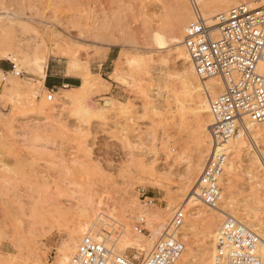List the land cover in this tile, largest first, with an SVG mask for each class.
I'll return each mask as SVG.
<instances>
[{
  "label": "rangeland",
  "instance_id": "1",
  "mask_svg": "<svg viewBox=\"0 0 264 264\" xmlns=\"http://www.w3.org/2000/svg\"><path fill=\"white\" fill-rule=\"evenodd\" d=\"M210 1L0 0V264H70L85 235L104 238L112 256L150 252L211 152L197 149L211 124L200 103L202 82L218 78L199 80L180 56L184 28L196 10L209 17ZM49 74L101 91L57 89L49 102ZM256 131L232 138L216 208L184 207L183 264H212L220 210L264 239V126Z\"/></svg>",
  "mask_w": 264,
  "mask_h": 264
},
{
  "label": "built area",
  "instance_id": "2",
  "mask_svg": "<svg viewBox=\"0 0 264 264\" xmlns=\"http://www.w3.org/2000/svg\"><path fill=\"white\" fill-rule=\"evenodd\" d=\"M194 12L195 21L186 26L183 37L189 63L199 79L218 78L222 86L209 105L211 152L197 179L200 202L216 208L222 198L227 143L245 121L264 125V75L257 69L264 60V0L256 10L237 4L211 20ZM47 92L50 102L55 92ZM184 220V208L180 207L164 236L143 258L138 253L112 256L103 240L85 235L71 256V264H177L184 252L178 234ZM135 231L141 233L142 229L136 226ZM260 241L253 230L227 217L216 232L212 264H264V256L258 252Z\"/></svg>",
  "mask_w": 264,
  "mask_h": 264
},
{
  "label": "bare ground",
  "instance_id": "3",
  "mask_svg": "<svg viewBox=\"0 0 264 264\" xmlns=\"http://www.w3.org/2000/svg\"><path fill=\"white\" fill-rule=\"evenodd\" d=\"M257 1H259V0H243L242 1V3L243 4H246L247 6H248V8H249V10H256L257 8H259V5H256V2ZM262 1V0H261ZM260 1V2H261ZM232 3V2H231ZM241 3V2H240ZM237 4H239V2H234V3H232V4H230L227 0H212V1H210V2H208L206 5H205V7H204V12L205 13H207V14H209V17H207L206 19H213L214 17H216V16H218V15H220V14H222V13H225V12H227L231 7H233V6H235V5H237ZM258 4V3H257ZM183 11H184V9H183V5L182 4H179V5H177V7L175 8V13H174V15L175 16H183L184 17V13H183ZM197 13L200 15V17H202L201 16V14H200V12H198V10H197ZM194 16H195V12H194ZM195 21V17H194V20H192L191 22H194ZM190 22V23H191ZM190 23H188V24H190ZM187 24V25H188ZM174 28V27H173ZM186 28V27H185ZM185 28H184V30H185ZM178 29H181V26H178ZM173 34V33H172ZM176 39V38H175ZM174 39V40H175ZM183 39V38H182ZM174 43V42H173ZM175 43H176V41H175ZM181 43V42H180ZM179 43V44H180ZM181 50V52L182 51H184V50H182V49H180ZM183 53V52H182ZM182 53H180V56H182V58L184 59V60H187V62H189V59H188V56L186 55V53H185V55L184 54H182ZM2 56H6V54H3ZM7 58L6 59H9V60H11L12 62H14V68H15V70H16V62H17V60L14 58V57H9V56H6ZM47 58V57H46ZM43 60V59H42ZM44 61V60H43ZM35 65L37 66V68H38V70H39V72L40 73H43L44 72V69H45V64L42 62V61H39V60H35ZM76 68L77 67H75V66H71L70 67V70L71 71H73L72 73V76H78V71H76ZM79 68V67H78ZM257 69H258V72L260 73V74H262V75H264V60L263 61H261L259 64H258V67H257ZM78 70V69H77ZM190 71H192V70H190ZM17 74H18V76H20V72H17ZM195 74V73H194ZM196 76V75H195ZM194 75H192V77L194 78V79H196V77H195ZM86 77H88V76H86ZM198 78V77H197ZM199 79V78H198ZM213 79V78H212ZM197 80V79H196ZM200 80V79H199ZM202 81V80H201ZM202 84H203V86H204V88H203V92L206 94V98H207V102H204V101H201V107H200V109L203 111V112H205V113H209L210 111H209V106H208V104L210 103V100H209V97H210V94H211V92H213V88L214 87H219L220 89H222V86H221V82L219 81V79H217V81H214V83H205V82H202ZM9 85H10V87L11 88H13V89H15V90H20L21 89V86L20 85H18L17 83L16 84H10L9 83ZM99 83H97V82H94L93 80H91V79H89V78H85V79H83V81H82V83L80 84V86H78L77 88H73L75 91H78L79 93H80V97H85V96H88L89 94H91V93H93V92H95L97 89H100L99 88ZM8 87V86H7ZM103 87V86H102ZM9 88V87H8ZM72 89V90H73ZM100 91H101V89H100ZM99 91V92H100ZM221 92V91H220ZM77 99H79V97L78 96H76V95H68V96H66L65 97V101L66 102H76V100ZM83 99H85V98H83ZM87 99V98H86ZM81 100V99H80ZM84 113V112H83ZM85 115V114H84ZM211 125V124H210ZM259 126H264V125H254V124H252V123H250V122H248V121H245L244 122V124L243 125H241L240 127H239V129H238V132H237V135H236V137H234V139L235 138H239L240 136H242L243 134H245V135H257V131H256V128L257 127H259ZM204 130V129H203ZM207 130V129H206ZM209 134V133H208ZM210 137H209V135L207 136V135H205V136H200V138H199V143H198V153H199V155H202L205 151L206 152H209L210 151V149H211V141H210V139H209ZM233 139H231V140H229V142L227 143V145H226V148L227 149H229V151H228V154H229V152H231V150L235 147V145H237L238 143H235V142H233L232 141ZM236 140V139H235ZM240 143H242V141L240 142ZM259 160V159H258ZM260 162H261V165L263 166L264 165V160H260ZM226 166V165H225ZM264 167V166H263ZM195 175H196V170L194 169H192V173H190L189 172V176H191V178H192V176H194L195 177ZM188 176V177H189ZM191 178H189L188 180L189 181H191ZM197 185V183L195 184V186ZM194 189H195V187L192 189V191H191V193L188 195V197L186 198V201H185V204H184V206H183V208L185 207V206H187L188 204H191L189 207L190 208H195V207H198V204L200 203V200H199V198L197 197V195H198V190H197V187H196V191L194 192ZM225 201H226V199H225ZM225 201H223L222 202V206L225 208L226 206L224 205V204H227V206L228 205H230L231 206V204L229 203V202H225ZM230 208V207H229ZM225 209H227V208H225ZM220 213L222 214L221 216H224V217H231V218H233L232 216H230L229 214H227V213H225L224 211H221L220 210ZM243 224H245L246 225V223L245 222H242ZM93 228V227H92ZM165 229L166 228H164L163 230H162V232L160 233V235H159V237H158V239L160 238V237H162V236H164V231H165ZM181 229V228H180ZM92 231H93V229H92ZM100 235V234H99ZM214 236V235H213ZM100 237H102L103 238V236H101L100 235ZM215 237H216V235L214 236V239H213V242H214V240H215ZM107 239V238H106ZM103 240H105L104 238H103ZM260 245H259V247H258V252L260 251V252H262L263 254H264V239L263 238H260ZM184 251H185V249H184ZM259 252V253H260ZM183 254H184V252H183ZM182 254V255H183ZM260 255H262L261 253H260ZM262 256H264V255H262ZM182 257V256H181ZM181 259V258H180ZM65 260H67V255L65 256ZM182 260L183 261H178V263L177 264H183V263H185L186 261H185V257H183L182 258ZM66 263V262H65ZM70 264H71V259H70Z\"/></svg>",
  "mask_w": 264,
  "mask_h": 264
},
{
  "label": "crops",
  "instance_id": "4",
  "mask_svg": "<svg viewBox=\"0 0 264 264\" xmlns=\"http://www.w3.org/2000/svg\"><path fill=\"white\" fill-rule=\"evenodd\" d=\"M9 67L6 64L0 66V70L6 71ZM79 79L72 76L49 74L44 79V85L48 90H59L62 88H77L79 85ZM48 87H47V86Z\"/></svg>",
  "mask_w": 264,
  "mask_h": 264
},
{
  "label": "trees",
  "instance_id": "5",
  "mask_svg": "<svg viewBox=\"0 0 264 264\" xmlns=\"http://www.w3.org/2000/svg\"><path fill=\"white\" fill-rule=\"evenodd\" d=\"M47 86V85H46ZM48 87V86H47Z\"/></svg>",
  "mask_w": 264,
  "mask_h": 264
}]
</instances>
